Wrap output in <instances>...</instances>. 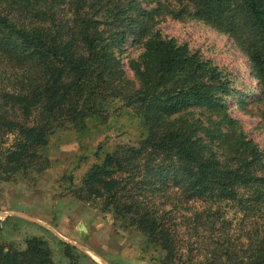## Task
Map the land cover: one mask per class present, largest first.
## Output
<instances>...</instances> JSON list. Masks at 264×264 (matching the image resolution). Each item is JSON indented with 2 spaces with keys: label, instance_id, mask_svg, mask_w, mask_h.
Segmentation results:
<instances>
[{
  "label": "trees",
  "instance_id": "trees-1",
  "mask_svg": "<svg viewBox=\"0 0 264 264\" xmlns=\"http://www.w3.org/2000/svg\"><path fill=\"white\" fill-rule=\"evenodd\" d=\"M168 15L227 34L254 80L243 102L264 107V0H0L1 174L38 171L56 130L130 108L145 135L72 194L143 233L162 264H264V148L229 112L230 73L157 29ZM65 254L0 241V264H82Z\"/></svg>",
  "mask_w": 264,
  "mask_h": 264
},
{
  "label": "rangeland",
  "instance_id": "rangeland-1",
  "mask_svg": "<svg viewBox=\"0 0 264 264\" xmlns=\"http://www.w3.org/2000/svg\"><path fill=\"white\" fill-rule=\"evenodd\" d=\"M156 27L230 73L238 92L227 98L229 112L248 137L264 148V107L243 102L251 97L254 80L246 57L232 39L190 16L168 15ZM135 49L129 47L123 53L124 57L127 54L125 63L138 54L139 48ZM116 106L100 117L87 118L80 130H56L38 150L44 159L38 162V171L6 177L0 170V241L6 247L22 248L25 239L34 235L47 242L54 259L61 263L67 261L65 253L70 249L82 264H162L161 251L143 233L71 192L106 153L118 144H135L145 135L142 119L130 108ZM11 140L12 136L4 139L1 149Z\"/></svg>",
  "mask_w": 264,
  "mask_h": 264
}]
</instances>
